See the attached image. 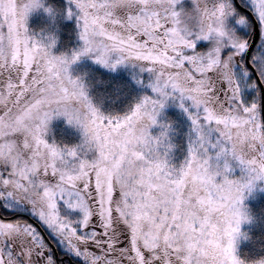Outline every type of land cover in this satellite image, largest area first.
<instances>
[{
  "label": "snow or ice",
  "instance_id": "6c2138e0",
  "mask_svg": "<svg viewBox=\"0 0 264 264\" xmlns=\"http://www.w3.org/2000/svg\"><path fill=\"white\" fill-rule=\"evenodd\" d=\"M70 3L83 46L53 55L28 28L39 0H0V264H248L236 243L264 181V0ZM85 55L138 66L153 95L105 114L70 71ZM170 98L191 121L179 167L158 121ZM59 116L81 143L46 139Z\"/></svg>",
  "mask_w": 264,
  "mask_h": 264
},
{
  "label": "trees",
  "instance_id": "16d2710c",
  "mask_svg": "<svg viewBox=\"0 0 264 264\" xmlns=\"http://www.w3.org/2000/svg\"><path fill=\"white\" fill-rule=\"evenodd\" d=\"M68 3L67 0H45L47 8L51 7L57 11V15L53 18L44 7L40 9V13L33 11L29 15L28 25L31 29V33L35 30L36 33L42 31H49L56 34L58 37L57 46L60 48L57 50V54L61 52H70V48L74 47V41L76 36L74 33L73 22L67 19L64 6ZM187 6V1H186ZM46 8V9H47ZM39 13V14H38ZM65 13V14H64ZM41 28V29H39ZM39 30V31H38ZM259 42V39L257 43ZM201 50L205 49V44L199 45ZM62 50V51H61ZM85 82L90 88V97L98 104L105 114H119L123 115L129 108L134 105L135 94L140 92V88L137 87L135 80L130 75L129 71L123 70H109L107 68L98 67L96 65H87L83 67ZM82 69V70H83ZM81 70V71H82ZM132 78H131V77ZM133 79V80H132ZM149 88V87H148ZM172 119L169 118V122L174 128V124L179 126L178 131L184 128V121L186 123V117L182 114L179 115L175 110L171 109L168 113ZM185 117V118H184ZM53 132L50 133L51 138L58 144L74 145L76 142L75 132L67 130L59 122H55L52 125ZM185 129L189 131V125ZM179 132V134H180ZM171 137V136H170ZM182 137L174 145L180 151L184 146L181 144ZM252 220L248 223V227L244 231L247 234V238L242 236L238 256L246 262H252L264 258V192L258 191L252 194L245 203ZM31 222L38 228L41 234L47 239L48 232L42 225H39L35 219H31ZM51 246L56 252L57 258H61L63 253L61 249L56 247V244L49 241ZM65 264L67 260L65 258Z\"/></svg>",
  "mask_w": 264,
  "mask_h": 264
},
{
  "label": "rangeland",
  "instance_id": "374dc122",
  "mask_svg": "<svg viewBox=\"0 0 264 264\" xmlns=\"http://www.w3.org/2000/svg\"><path fill=\"white\" fill-rule=\"evenodd\" d=\"M67 1H68V3L64 6L65 12H66V15L65 16H67V12H68V9L69 8H72L73 10H75V5L74 4H71L70 3V0H67ZM186 1H187V6L190 7L191 6L190 0H185V2ZM44 6L47 8L46 4H44ZM40 9L41 8L35 10L36 13L37 12L40 13ZM67 19L73 22L74 33H75L74 36H76L75 41H74V47L70 48L71 49L70 52H64L63 51L60 54H57L56 51L59 50L60 48L56 44V46L52 50L54 55H61V54H65V53L68 54V55H71V53L73 52V50H78L79 48H81L83 46V41L79 37L80 28H79V25H78L77 16L74 15L71 18H68V16H67ZM28 28H29V25H28ZM39 29H41V28H39ZM32 34H36V31L34 30ZM202 44H205V49L207 47H209V42L201 41V42H199L198 46L199 45H202ZM87 65H90V66L91 65H96L98 67H101L102 66L101 64H99V63H97L95 61V57L93 55H87V56L82 57L78 62L74 63L71 66L70 71L73 74V76H84V75H82V73L84 72L83 67L86 68ZM103 68H105V67H103ZM109 70H112V69H109ZM116 70H123V71H126L127 70V71H129L130 75L133 77V79L135 80V82H136L135 77L137 76V74H140L142 79L147 80V78H148V73H142L141 74L140 73V68L138 66H134L132 64L120 65L114 71H116ZM136 85H137V87L140 88L139 89L140 92H138L137 94H135V102L138 101L145 94H147V95H153V92H152L151 88H148L146 85L142 86L141 84H138L137 82H136ZM89 91H90V88L88 86V94L90 96ZM171 109L175 110V112H177V114H179V115H182L183 114L186 117V119H187L186 120V123L189 125V128H191V121H190L188 115L183 111V109H181L179 107V101L178 100H175V99H171V98L169 99L168 104L166 105V107L163 109L161 115L158 117V121L160 123L170 124L171 125V131L169 132V137L171 136L170 137V143H172L173 145H175L176 142H178L179 138L182 137V139H181V143L182 144L181 145L184 146L183 149H181V151H180L178 148L174 147L173 150H172V152H171V157H172L171 163L173 165L179 167L182 164V162L184 161V159L186 158V156H187L188 133H189V131H187L185 129L184 134L182 133V131L184 130V128L186 126L185 121L183 123L184 124V128L181 129V132L178 131V127L179 126H177L175 124H174V128L176 129V131L172 128V124L169 122L170 121L169 118L170 119H172V118L169 117L170 115L168 114ZM56 121L59 122L62 126L66 127L67 130H70L71 129L72 131L75 132V135H76V139L75 140H76V142L74 143V145L81 143V141H82V132H81V130L77 126H74V125L69 124L68 121H67V118L66 117H63V116L54 117L53 120L51 121L50 126H49L50 130H49V132H48V134L46 136V139L49 142H55L51 138L50 133L53 132L52 125L55 124ZM151 131H152V134L153 135H158L161 131H163V129L158 124L157 126H154L151 129ZM179 132H180V134H179ZM234 175L235 176L241 175V172H240V169L239 168H236ZM218 179H220V178H218ZM258 191H262V193L264 192V181H258L257 182L256 189L251 194L246 193L245 195L247 196V199H248L252 194H254V193L258 192ZM247 199H245V201H244V205H245L246 208H247V206H246L245 203H247ZM69 211H71V210H69ZM248 223L249 222L242 223V225H241V232L244 233V231L248 227ZM241 239H242V237H240L238 239L237 243H236V249H237L236 254L237 255H238V249H239V245H240Z\"/></svg>",
  "mask_w": 264,
  "mask_h": 264
},
{
  "label": "clouds",
  "instance_id": "9594fccd",
  "mask_svg": "<svg viewBox=\"0 0 264 264\" xmlns=\"http://www.w3.org/2000/svg\"><path fill=\"white\" fill-rule=\"evenodd\" d=\"M39 2H40V4L42 5L40 8H42V7H44V4H45V0H39ZM49 8H51V7H49ZM52 9V12L51 13H49L53 18H55V16L58 14L57 13V11L56 10H54L53 8H51ZM36 35V37L37 38H39V39H41L42 40V42H44V43H46V44H52V48H51V51L53 50V48L56 46V44H57V42H58V37L56 36V34L55 33H53V32H49V31H42V32H40V33H36L35 34ZM52 53H53V51H52ZM66 54V53H65ZM54 55V54H53ZM85 56H87V55H85ZM84 57V56H83ZM82 58V57H81ZM80 58V59H81ZM79 59V60H80ZM78 60V61H79ZM78 61H76V62H78ZM75 62V63H76ZM102 65V64H101ZM103 67H105L104 65H102ZM105 68H107V69H111V68H109V67H105ZM113 70V69H112ZM73 75V74H72ZM74 77H81V78H83V82H84V84L86 85V88H87V90H88V85L85 83V79H84V76H74ZM90 97V96H89ZM90 99L93 101V98H91L90 97ZM93 103H94V101H93ZM99 109H101L100 108V106L98 105V104H96V103H94ZM75 126V125H74ZM82 132V131H81ZM83 139H84V136H83V133H82V141H83ZM81 141V142H82ZM256 187H257V184H256V186L250 191V192H248V194H251L255 189H256ZM246 199H247V196H246ZM244 213H245V215H246V217H247V220L245 221V222H250L251 220H252V217H251V215H250V213H249V210L245 207V205H244ZM245 237V238H247V234L246 233H243V232H240L239 234H238V236H237V241H238V239L240 238V237ZM261 259H264V258H261ZM253 262V261H252ZM252 262H248V264H252Z\"/></svg>",
  "mask_w": 264,
  "mask_h": 264
},
{
  "label": "water",
  "instance_id": "95a60500",
  "mask_svg": "<svg viewBox=\"0 0 264 264\" xmlns=\"http://www.w3.org/2000/svg\"><path fill=\"white\" fill-rule=\"evenodd\" d=\"M258 39H259V34H258V32H257V35H256V37H254V42H256V43H257Z\"/></svg>",
  "mask_w": 264,
  "mask_h": 264
}]
</instances>
